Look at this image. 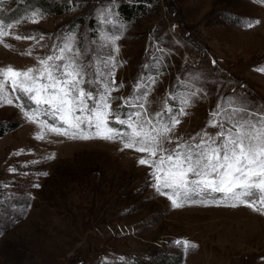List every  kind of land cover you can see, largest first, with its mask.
<instances>
[{
  "label": "rangeland",
  "instance_id": "rangeland-1",
  "mask_svg": "<svg viewBox=\"0 0 264 264\" xmlns=\"http://www.w3.org/2000/svg\"><path fill=\"white\" fill-rule=\"evenodd\" d=\"M0 21L14 25L0 42V69L35 67L70 34L85 65L114 56V111H135L123 103L133 96L149 115L165 100L176 111L170 94L202 88L174 141L215 135L210 113L227 98L264 109V0H0ZM106 36L120 37L118 53ZM141 78L147 92L134 91ZM6 91L13 104L0 101V264H264V214L175 208L156 191L153 169L138 164L144 153L47 130L39 139V119L25 115L35 106L19 107Z\"/></svg>",
  "mask_w": 264,
  "mask_h": 264
},
{
  "label": "snow or ice",
  "instance_id": "snow-or-ice-1",
  "mask_svg": "<svg viewBox=\"0 0 264 264\" xmlns=\"http://www.w3.org/2000/svg\"><path fill=\"white\" fill-rule=\"evenodd\" d=\"M40 15L33 11L32 22H38ZM13 27L0 21V42ZM22 38L34 39L15 36ZM119 38L105 37L117 53L119 48L115 44ZM116 67L112 55L87 65L82 63L75 37L70 34L61 39L52 54L38 59L35 67L0 69V101L8 96L7 103L13 104L6 91L10 87L15 99L21 101L19 107H24L25 100L34 105L25 115L33 122L39 119V139L44 138L47 130L73 140L119 141L123 145L121 150L144 153L138 164L153 169L156 191L175 208L186 204L245 206L264 214V109L251 108L243 97L227 98L226 103H218L210 113L208 127L219 129L215 135L203 131L181 143L179 138L173 140L172 133L181 123L180 117L187 115L186 109L193 99L204 90L193 84L184 95L172 93L168 99L178 101L180 107L173 111L165 100L164 109L154 115L148 114L144 98L129 97L124 99V105L136 110L121 113L112 108V92L117 90ZM90 68L92 78L86 79ZM149 87L141 78L134 91L147 92ZM173 143L175 147H165ZM176 243L185 250L197 247L188 240Z\"/></svg>",
  "mask_w": 264,
  "mask_h": 264
},
{
  "label": "trees",
  "instance_id": "trees-1",
  "mask_svg": "<svg viewBox=\"0 0 264 264\" xmlns=\"http://www.w3.org/2000/svg\"><path fill=\"white\" fill-rule=\"evenodd\" d=\"M55 8V10H57V9H59V7H54ZM17 9V8H16ZM16 9H13V11H15ZM60 9H61V6H60ZM62 10V9H61ZM12 11V12H13ZM129 9H127L125 6H124V8H123V12L124 13H126L127 15L129 14ZM76 21H79V20H75L73 23H75ZM141 262H139V264H140Z\"/></svg>",
  "mask_w": 264,
  "mask_h": 264
}]
</instances>
